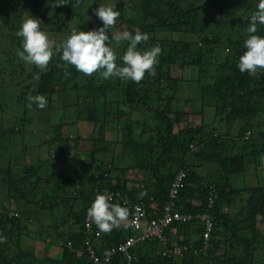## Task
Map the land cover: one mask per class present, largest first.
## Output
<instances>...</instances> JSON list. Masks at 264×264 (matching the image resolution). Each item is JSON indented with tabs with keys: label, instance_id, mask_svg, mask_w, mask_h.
I'll return each mask as SVG.
<instances>
[{
	"label": "trees",
	"instance_id": "1",
	"mask_svg": "<svg viewBox=\"0 0 264 264\" xmlns=\"http://www.w3.org/2000/svg\"><path fill=\"white\" fill-rule=\"evenodd\" d=\"M99 1L105 5L118 2L115 10L120 11L119 20L125 23L109 32L110 40L116 31L128 30L134 34L138 29L150 37L146 43L138 45V49L144 51L160 44L162 53L158 57L156 75L146 73L139 84L116 77L103 79L98 74L90 77L84 87L88 94L91 92L87 99L90 102L100 99L102 107L89 108L86 113L82 111V97L77 95L68 100V95L74 96L71 84L79 82L80 72L74 66H66L59 55H54L47 70L41 71L34 65L25 66V62L23 66L17 62L16 55L17 50H22V38L15 33L28 16L27 2L32 5L29 15L42 21L41 28L50 39L70 33L66 24L80 15L79 11L68 6L54 7L58 0H9L8 11L0 13L3 15L0 24L7 28L6 38L13 44L12 52L2 51L0 55L5 58L0 62V75L8 71L13 76L11 84H17L15 74H27L29 82L15 95L16 99L27 100L29 95L41 94L49 98L50 104L56 96L59 102L63 101L60 103L63 113L58 114V121L53 124L51 118L46 117L47 125L41 124L43 128L34 132L36 138L43 140L44 128L52 126L51 140L45 139L43 143L45 151L40 149L41 143H30L29 152L17 142L10 143L20 134L14 127L4 129L0 125V139L5 141L0 144V234L7 237V242L0 244V264H19L8 254L9 246L14 242L13 237L22 240L23 235H30L34 220L38 223L37 227L34 225L35 230L40 235L44 231L45 240L51 238L50 244L60 242L63 247L61 259L51 256L36 259V264H264V260H257L258 252L264 253V235L259 229V224L264 223V178L261 184L244 188L235 187L231 181L232 175L243 173L251 166L258 172L257 176L263 177L264 173V124L256 126L253 121L262 113L259 111L264 100V70H258L253 76L241 73L237 67L240 55L246 51L248 17L258 0ZM79 5L82 7L83 3ZM199 16L205 18V25L200 24ZM87 21L85 31L97 29V17ZM163 30L192 32L199 41H186V49L174 40L155 43L151 34ZM256 34L264 36V26L258 25ZM120 48L118 57L126 51L127 43ZM117 64L122 61L118 59ZM174 65L181 66L183 71L195 69L197 78L174 77L168 71ZM36 74L39 80L34 78ZM186 82L198 85L204 101L211 98L215 116L225 122V132L209 125L190 123L185 129L175 131L182 122L188 121L190 114L176 103L180 100L181 85ZM2 83H6L5 79ZM109 96L113 97L111 103L116 104L113 109L108 107ZM155 96L158 105L153 107L150 101ZM0 110L4 111L5 105L0 104ZM65 111L73 116L68 118L70 121L64 117ZM135 112L143 113L142 118H133ZM25 113L30 118L27 109ZM81 119L92 124L95 130L90 137L94 149L92 163L88 165L80 161L83 150L80 144L85 134L79 130L81 134L73 138L70 130L71 125L79 124ZM127 127L129 133H125ZM112 129L124 133L117 140L124 149L131 148L135 160L132 169L139 175L150 168L151 177H131V168L115 174L108 153L116 143L106 137ZM136 129L140 130L139 141L133 138ZM209 129L212 131L206 132ZM181 170L187 177L176 209L195 215L208 211L213 226L208 246L203 234L206 222L193 218L174 225L178 232H184L178 243L188 246L178 255L164 256L157 240L152 243L147 240L131 249L130 262L119 252L112 254L110 261H104L102 257L113 247H119L134 230L125 222L108 234L94 236L87 225V210L96 194L113 193V203L128 207V219L134 213L133 206L144 201L151 219L169 199L170 184ZM201 170L209 172L208 181L202 179ZM141 184L148 190L146 195L142 193ZM211 197L212 207L209 206ZM92 227L98 230L94 223ZM90 236L93 237L89 239ZM17 246H21L19 241ZM155 251L157 258L152 257ZM96 259L103 263H97Z\"/></svg>",
	"mask_w": 264,
	"mask_h": 264
},
{
	"label": "rangeland",
	"instance_id": "2",
	"mask_svg": "<svg viewBox=\"0 0 264 264\" xmlns=\"http://www.w3.org/2000/svg\"><path fill=\"white\" fill-rule=\"evenodd\" d=\"M9 0H0V13L3 14V11H8V5H9ZM79 3H83V6L81 7L79 5ZM111 3H115V1L111 2ZM27 5H29L27 7V14H30V10L32 9V5L31 2H27ZM102 4L101 1L99 0H72V4H68V7H71L72 9L78 10L79 14L76 18L74 19H70L67 24H66V28H70V30L72 29H77V30H82L85 31L88 28V19H92L93 17H96L95 15H93L92 10L99 7V5ZM73 5V7H72ZM107 5V4H106ZM119 6V3L116 2V7ZM119 11V10H117ZM120 12V11H119ZM204 13V11H203ZM210 16L213 17V13H210ZM3 17L0 16V19ZM200 20V24L201 25H205L206 20L205 18H203L202 16H199ZM122 20H117L116 22V27L115 29H118L120 27V25H122L121 27H123L125 25V23ZM96 28H99L102 26V21H100L98 19L97 24H96ZM57 27V26H56ZM54 26V28H56ZM6 34H7V28L2 26V23L0 24V55L2 56V51H7V52H12L13 50V44L7 40L6 38ZM71 34V32H67L64 34H58L55 35L53 37V40L55 41H63L64 39L67 38V36H69ZM151 38L154 40L155 43H157V41H159L160 43L165 42L168 43L172 40L177 41L180 46H184L185 49L187 48V46H185L186 41L187 42H198L199 41V37L197 35H195V33L192 32H175V33H170L168 30H163V31H159L155 34H151ZM126 43V42H125ZM184 45H183V44ZM18 44V41H17ZM160 45V44H158ZM190 45V44H189ZM121 47V46H120ZM117 48L116 51L117 53L120 52L121 48ZM5 58H0V62H4ZM17 62H20L23 66H24V61L22 60H18ZM16 64V63H15ZM27 64L25 63V66ZM21 69V68H20ZM172 70V71H171ZM212 70V69H211ZM169 72L172 73V75L175 77L180 78L182 75H184V77L190 79L192 77H196L198 75V72L195 69H191V68H187L184 71L182 70L181 66L179 65H174L171 66L168 69ZM213 71V70H212ZM8 72V71H7ZM4 72L3 74L0 75V104L5 105V110L1 111L0 110V125H2V127L4 129H7L9 127H14L15 130L20 134L17 138H15L14 140H11L10 143H14L17 142L19 144V147H22L26 152L27 151L30 143H41L43 144L45 139H47L48 141L51 140L53 134H52V126L47 127L49 128L47 130V128H44V137L43 140L42 138H36L34 135V132L36 129H42L43 127L41 126L46 124V117H50L51 120L50 122L55 124L56 121H58V114L63 113L62 111H60L61 109V104H63V101H58V97H55L54 102H52V104H50L51 102L49 101V98H47L48 100V104L47 107L44 109H39L35 104L32 105L31 108L27 107L28 105V100H18L16 99L15 95H19V91L21 88H23L25 85H27L29 82L27 80V74H15V82L17 84H11V80L13 79V76L10 75V73ZM2 79H5V82L7 83H2ZM90 79V77L83 75L82 73L79 74V82L77 85L75 84H71L72 85V94L74 96H70L68 95V100L72 99L73 97L76 98V96H80L83 98V109L84 113H86V111L91 108L93 109L94 107H102L101 103L102 101L100 99H98L96 102H90V99L88 100V96L90 97L91 92L88 94V92L85 90L84 87H86V85L89 84V82H87ZM30 80V79H29ZM5 85V86H4ZM14 85H17V87H15ZM81 90V91H80ZM201 90L198 89V85L193 83V82H186L185 84L181 85V89L179 91V97L180 100L177 101L176 103L178 104V106L180 107V109L185 110L190 112L189 117H188V121H184L182 122L176 129L175 131H178L179 129H185L187 127V124H193V125H206L210 128H216L219 132H225L227 127L225 126V122L223 123V120H220L219 118H217L215 116V109L212 106L211 103V98H206L205 101L202 98V94H201ZM69 94L68 92L66 93V95ZM35 96V95H34ZM15 97L16 100H13V98ZM113 97H108L107 98V102H108V107H111V109H113L114 106H116L115 102L114 105L111 103ZM77 100V99H76ZM75 100V102H76ZM67 103H72L70 101H67ZM74 103V102H73ZM150 104L153 107H156L158 105L157 102V98L155 96V98L153 100L150 101ZM203 105H205L203 107ZM176 105V108L178 107ZM25 109H27L30 118L28 116L27 113H25ZM178 109V108H177ZM260 111L262 112L261 114H258L257 118L254 119L253 121L255 122L256 126H259L261 123L264 124V100H263V104L260 107ZM58 110V111H57ZM74 114V110L72 111ZM113 112V111H112ZM70 112L65 111L64 112V117L65 118H73V116L70 117ZM143 113H139V112H135L133 118L136 117H141L142 118ZM174 115H171V117H173ZM2 117V118H1ZM31 120V121H29ZM71 119H68V121H70ZM29 121V122H28ZM80 126H78V124L75 125H71V132H72V137L76 138L77 136L80 135L79 132H76L77 130H79L81 128V132L83 134H85L84 141L81 142V146H83V150L80 153V161L81 164L84 165H88V163H92L91 162V156H92V151L94 149L93 144H90V137L93 136L94 133V128L92 124H89L87 122H85L84 119H81L79 121ZM83 128V129H82ZM40 129V130H41ZM130 128H126V132L125 133H129ZM68 130V129H67ZM38 131V130H37ZM212 129H209L206 132H211ZM139 133L140 130L136 129L133 130V138L136 141L140 140L139 137ZM124 133L120 132L118 130H111L107 132V139L110 140V142H114L116 143L115 145L113 144V148L111 149L112 151H110L108 153V156L110 157V159H112L113 161V165L112 168L114 167L115 169V174L120 175L121 171H123L125 168H131L130 169V176L131 177H139L144 179L145 176L147 177H151L152 172L150 173V168H148L146 171L144 170L142 173L139 172L140 174L138 175L137 170L132 169L133 165L135 163L134 160V155L133 152L131 150V148H123L121 142H118L117 139L121 138L122 135ZM26 136V137H25ZM97 136V134L95 135ZM98 136L102 137V134H100L98 132ZM24 142V143H23ZM23 143V145H22ZM0 144H5V141L0 139ZM45 144V143H44ZM41 145L40 149L42 151H45V146ZM36 148V146H34ZM124 150V151H123ZM124 153V154H123ZM145 153V150L143 151V154ZM142 154V155H143ZM7 156V155H6ZM7 160V159H6ZM6 162V161H4ZM97 164L101 165L100 161L96 162ZM116 166V167H115ZM216 166V165H215ZM254 167V166H253ZM252 166L250 168H247V170L243 173H239V174H234L231 177V181L233 183V185L237 188H244V187H253L256 186L257 184H261L262 183V178H264V173H263V177L262 176H257L256 170L253 168ZM216 169V168H215ZM94 170H96V168L94 167ZM259 170V169H257ZM124 174V172H123ZM209 172L206 170H201V177L202 179H204L205 181L209 180ZM128 187H130V185H128ZM33 224L37 227L38 223L34 220ZM34 225H32L30 227L31 233H29L30 235H23L22 240H20L17 236L13 237V244L12 246H9L10 250L8 251V254L13 257L16 258V260L18 261L19 264H36V259H40L43 260L47 257H51L53 256L56 259H61L62 258V251H63V247L61 246L60 242H58L56 244V242L51 243V238H48L47 240L44 239L45 237V232L43 231L42 235H40L38 230H35L36 228H34ZM259 229L261 231V234L264 235V223H260L259 224ZM34 230V231H33ZM18 241L21 243V246L18 247L17 243ZM158 257V252L155 251L154 255L152 257ZM151 257V256H150ZM258 262L264 260V253L262 251L258 252ZM46 264H51L49 262H46Z\"/></svg>",
	"mask_w": 264,
	"mask_h": 264
},
{
	"label": "clouds",
	"instance_id": "3",
	"mask_svg": "<svg viewBox=\"0 0 264 264\" xmlns=\"http://www.w3.org/2000/svg\"><path fill=\"white\" fill-rule=\"evenodd\" d=\"M70 3L72 4V0H58L54 3V7L67 6ZM115 9L116 3L100 4L92 12L102 21L101 27L90 31L72 29L71 34L59 44L50 39L48 33L42 30L40 19L28 15L22 20L19 30L15 33L17 37L22 38V50H17L16 55L26 64L34 65L41 71L47 70L54 55H59L66 66H74L85 76L92 77L98 74L103 79L116 77L122 81L139 84L144 80L146 73L151 76L156 75L158 57L162 49L157 44L144 51L139 50L138 45L146 43L150 37L149 34L142 33L138 29L134 34L128 30L116 31L110 40L109 32L116 27V22L121 16V13ZM248 20L247 38L244 41L246 51L240 55L237 67L241 73L247 72L255 76L258 70H264V36L256 34L258 25L264 26V0H258ZM125 42L127 49L123 55L118 57L116 49ZM118 59L122 61V64H117ZM34 78L39 80V74H36ZM26 99L29 102L27 105L29 108L35 104L39 109H44L48 104L46 96L41 94L29 95ZM142 187L145 188L143 184H141V189ZM129 214L128 207L113 203L112 196L107 191L102 194L97 193L87 210L88 220L104 234L120 228L125 222L131 225L130 218L128 219ZM174 225L175 223L166 231L168 236L166 244L156 239L151 241V243L156 241L160 244L161 253L178 243V241H172L168 234ZM134 234H136L135 230ZM6 242L7 237L0 234V244Z\"/></svg>",
	"mask_w": 264,
	"mask_h": 264
},
{
	"label": "built area",
	"instance_id": "4",
	"mask_svg": "<svg viewBox=\"0 0 264 264\" xmlns=\"http://www.w3.org/2000/svg\"><path fill=\"white\" fill-rule=\"evenodd\" d=\"M191 147H194L193 145ZM187 174L185 171H179L169 188V199L163 205L162 209L155 217H148V209L146 205L141 201L140 203H136L133 206V215L130 218V224L133 229L136 231V234L130 235L119 247H113L107 254H105L102 258L104 261H110V256L116 253H122L128 259V261H132L131 249L135 247L137 244L142 243L144 241L150 240H159L166 244L168 241V236L166 234L167 229L176 222H189L193 218H199L206 222L204 239L205 244L210 239V232L212 231V221L211 216L208 211L200 212L198 214H192L187 212L178 211L177 208V199L179 198L181 190L185 187V180ZM143 195L147 194V189L142 187ZM112 196V200L114 199L113 193H109ZM210 207L213 206V198H210ZM177 210V211H176ZM88 219V218H87ZM88 228L92 231V234L96 237L101 235L99 230H92V223L88 220L87 222ZM93 236H90L92 238ZM92 256H95L94 249H92ZM188 249L187 245L175 243L170 248L163 250V255L165 256H174L182 253L183 250ZM97 263H103L102 260L96 259Z\"/></svg>",
	"mask_w": 264,
	"mask_h": 264
},
{
	"label": "crops",
	"instance_id": "5",
	"mask_svg": "<svg viewBox=\"0 0 264 264\" xmlns=\"http://www.w3.org/2000/svg\"><path fill=\"white\" fill-rule=\"evenodd\" d=\"M78 126H80V123L78 124ZM82 129H83V128H82ZM79 130H81V128H80ZM79 130H77L76 132H78ZM82 132H83V131H82ZM79 133H80V132H79ZM80 134H81V133H80ZM106 136H107V134H106ZM131 184H132V183H129L130 187H131ZM154 205H155V203H154ZM127 224H128V222H127ZM183 233H184V232H183ZM183 233L178 232L176 227L171 228V229L169 230V232H168V234H170V236H171L172 241H179V239H181V237H184V234H183Z\"/></svg>",
	"mask_w": 264,
	"mask_h": 264
}]
</instances>
